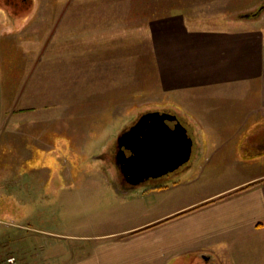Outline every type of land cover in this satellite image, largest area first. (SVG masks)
<instances>
[{"label": "rangeland", "instance_id": "1", "mask_svg": "<svg viewBox=\"0 0 264 264\" xmlns=\"http://www.w3.org/2000/svg\"><path fill=\"white\" fill-rule=\"evenodd\" d=\"M175 1L170 7L188 16L256 19L252 12L262 8L264 20V0ZM164 7L163 0H0L1 17H26L28 27L25 33L3 38L7 52L0 54V258L13 255L15 264H40L34 259L36 243L63 246L66 236L111 231L104 224L115 207L125 204L106 192L121 183L116 179L119 141L142 116L171 114L184 127L194 120L199 124L201 116L207 121L200 100L235 92L239 86L241 90L230 94L235 95L234 106L261 109L264 79L219 84L225 69L215 64L207 65L203 76L194 68V77L176 92L179 105L164 103L157 82L168 75L154 66L152 37L145 30L148 20L163 18ZM32 14L40 20L32 21ZM256 24L263 25L259 29L264 33V21ZM30 47L31 52L23 53ZM262 60L264 44L258 62ZM229 64L235 74V60ZM248 88L262 101L251 99ZM10 96L13 100L6 106L4 98ZM7 107L14 113H5ZM252 124L243 130L244 140L264 134L259 133L264 121ZM228 135L208 132L198 139L191 134L194 142L201 140L202 157L196 159L193 146L185 164L160 177L179 176L173 200L227 188L257 166L260 158L246 153L242 143L232 150L247 154L249 165H212V155L221 157L230 150L218 145Z\"/></svg>", "mask_w": 264, "mask_h": 264}, {"label": "crops", "instance_id": "2", "mask_svg": "<svg viewBox=\"0 0 264 264\" xmlns=\"http://www.w3.org/2000/svg\"><path fill=\"white\" fill-rule=\"evenodd\" d=\"M163 1V18L157 22L148 20V28L145 30L152 37L154 66L159 68L162 75H168L162 77L163 81L157 82L162 90L164 103L179 105V95L176 92L183 88L188 79L194 77V68H198L203 76L202 70L209 64L224 66L225 70L218 78L219 84L237 79L239 84L247 85L252 80L264 79L263 60L258 62L264 44V33L259 28L263 25L256 24L264 21L262 15L256 19L194 17L172 9L170 6L176 1ZM32 15V21L40 20L37 14ZM24 21L26 17L0 16V54L7 52L3 38L9 37L11 33H25L28 27ZM7 26H11L13 30L7 29ZM32 48L24 49L23 53L31 52ZM230 59L235 60L236 65L232 69L235 74L229 71ZM186 70L192 71L188 73ZM239 90L240 86L235 92L218 93L211 100H200L201 108L204 109L201 113H205L207 121L201 116V125L194 120L192 124L183 127L192 140L198 160L203 155V146L201 140H198L201 133H231L224 142L218 144L219 148L230 150L223 152L221 157L220 154L217 158L212 155L215 159L212 165H249L245 162L247 154L237 155L235 151L242 143L241 148L246 153L261 160L255 168L247 169V176L232 182L227 188L201 198L182 200L177 196L173 200L172 196L178 193L180 187L179 176L157 178L144 189H138V186L122 185L120 176L117 175L120 185L106 192L112 194L110 196L115 197L120 204L125 203L130 208H126L125 204L114 208L110 220L104 224L113 229L94 235L66 236V244L63 246L58 242L36 243L38 254L34 255L35 262L264 264V134L246 140L242 137L243 130L251 123L258 125L261 120L263 123L264 103L261 109L251 105L242 108L234 106L235 95L230 94ZM246 93L251 99L253 97L262 101V96L259 95L258 98L252 95L250 88ZM12 100V96L4 98L8 102L6 106ZM214 108L218 109L217 113H213ZM5 113L14 112L8 111L7 107ZM192 133L198 138L196 142L193 141ZM259 133H264V129H260ZM234 147L237 148L232 150ZM114 185L117 186L115 183ZM5 258H0V263Z\"/></svg>", "mask_w": 264, "mask_h": 264}, {"label": "water", "instance_id": "3", "mask_svg": "<svg viewBox=\"0 0 264 264\" xmlns=\"http://www.w3.org/2000/svg\"><path fill=\"white\" fill-rule=\"evenodd\" d=\"M119 147L121 171L134 186L185 164L191 155L192 140L174 115L150 113L120 138Z\"/></svg>", "mask_w": 264, "mask_h": 264}, {"label": "trees", "instance_id": "4", "mask_svg": "<svg viewBox=\"0 0 264 264\" xmlns=\"http://www.w3.org/2000/svg\"><path fill=\"white\" fill-rule=\"evenodd\" d=\"M262 12H263V9H262V8H259V9H257L255 12H252L251 17H253V18H254V17H259V15H261ZM119 176H120V179H121L122 182L125 181L126 185H129V184L126 182L125 177H124V175H123L122 172L119 173Z\"/></svg>", "mask_w": 264, "mask_h": 264}, {"label": "built area", "instance_id": "5", "mask_svg": "<svg viewBox=\"0 0 264 264\" xmlns=\"http://www.w3.org/2000/svg\"><path fill=\"white\" fill-rule=\"evenodd\" d=\"M15 263V258L14 257H8L4 262L1 264H14Z\"/></svg>", "mask_w": 264, "mask_h": 264}, {"label": "flooded vegetation", "instance_id": "6", "mask_svg": "<svg viewBox=\"0 0 264 264\" xmlns=\"http://www.w3.org/2000/svg\"><path fill=\"white\" fill-rule=\"evenodd\" d=\"M120 149H121V148L119 147V148H118V151H119ZM118 151H117V153H118ZM119 167H120V165H119Z\"/></svg>", "mask_w": 264, "mask_h": 264}]
</instances>
